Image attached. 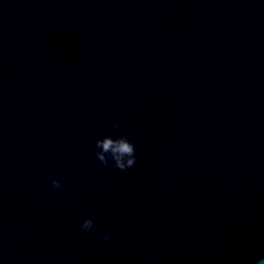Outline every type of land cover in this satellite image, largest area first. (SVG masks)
Masks as SVG:
<instances>
[{
    "label": "water",
    "instance_id": "water-1",
    "mask_svg": "<svg viewBox=\"0 0 264 264\" xmlns=\"http://www.w3.org/2000/svg\"><path fill=\"white\" fill-rule=\"evenodd\" d=\"M261 257L264 0H0V264Z\"/></svg>",
    "mask_w": 264,
    "mask_h": 264
},
{
    "label": "clouds",
    "instance_id": "clouds-1",
    "mask_svg": "<svg viewBox=\"0 0 264 264\" xmlns=\"http://www.w3.org/2000/svg\"><path fill=\"white\" fill-rule=\"evenodd\" d=\"M113 128H119V122H114ZM93 155L101 164L110 165L120 173L131 172L136 163L135 149L132 142L126 135H104L98 138L94 142ZM66 176H60L59 178H51L49 180L50 187L53 189H60L63 186V181ZM76 215L82 217L78 224V229L82 233H87L92 229L93 220L90 217H85L82 212L77 211ZM26 229H21V232H26ZM109 239V233L103 232L97 234V240L101 243L107 242ZM256 264H264V257H261L256 261Z\"/></svg>",
    "mask_w": 264,
    "mask_h": 264
}]
</instances>
